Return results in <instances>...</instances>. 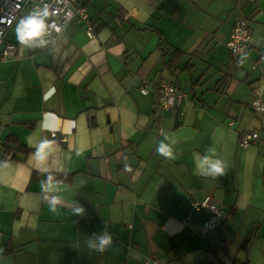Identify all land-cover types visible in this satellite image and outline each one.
I'll return each mask as SVG.
<instances>
[{"label": "crops", "instance_id": "crops-1", "mask_svg": "<svg viewBox=\"0 0 264 264\" xmlns=\"http://www.w3.org/2000/svg\"><path fill=\"white\" fill-rule=\"evenodd\" d=\"M79 5L94 38L75 20L45 46L25 47L15 31L25 14L6 36L24 57L0 62V139L15 137L13 158L0 162V264H264V115L252 107L264 101V0ZM238 19L251 40L234 57ZM166 81L186 96L179 113L160 105ZM245 132L259 140L242 147ZM165 136L171 158L156 151ZM211 147L223 175L197 168L194 154ZM50 177L61 182L57 213L56 193L41 187ZM208 197L223 222L202 235L208 213L194 205ZM76 200L84 217L72 213ZM105 224L114 244L90 251L85 242Z\"/></svg>", "mask_w": 264, "mask_h": 264}, {"label": "built area", "instance_id": "built-area-1", "mask_svg": "<svg viewBox=\"0 0 264 264\" xmlns=\"http://www.w3.org/2000/svg\"><path fill=\"white\" fill-rule=\"evenodd\" d=\"M80 0H0V61L7 59H21L24 57V49L6 39L7 33L15 22L22 15H29L36 9L43 10L48 6L50 11V23L53 25L51 34L48 37H56L64 32L69 23L78 20L84 23V28L89 38H94L95 33L93 23L90 18L88 8L79 5ZM56 28L60 31L57 32ZM251 40V28L245 19H238L233 27L230 40L227 43L231 55L241 57L246 54ZM148 87L142 88L144 95L148 94ZM159 102L163 109L170 112L179 113L186 96L169 81L162 82L158 86ZM252 107L255 111L264 115V101L256 97ZM56 137V134H54ZM259 140L257 132H245L241 136L240 145L244 148L256 143ZM3 141L0 139V151ZM197 211L208 213V219L200 229V233L205 235L209 230H215L222 225V207L216 201L208 197L203 202L195 204ZM142 264H161L156 259H147Z\"/></svg>", "mask_w": 264, "mask_h": 264}, {"label": "clouds", "instance_id": "clouds-1", "mask_svg": "<svg viewBox=\"0 0 264 264\" xmlns=\"http://www.w3.org/2000/svg\"><path fill=\"white\" fill-rule=\"evenodd\" d=\"M50 11L48 6H45L43 10L36 9L26 17L22 18L16 26V38L18 42L25 47H43L48 43L47 37L51 34L53 25L50 23ZM59 32L60 29L56 28ZM2 35V33H0ZM169 137L165 136L164 140H161L156 148L157 153L164 157L171 158L173 156L174 142L166 143ZM49 142L41 141L36 148L35 157L38 161H44L47 159L50 153L46 152ZM79 154V153H77ZM216 150L214 147L208 149L207 154L200 156L194 154V160L197 162V168L203 170V174L206 176L223 175L227 164L225 161L219 158H215ZM0 167H7V163L0 164ZM126 170L131 171V168L126 165ZM61 182H55L51 177L45 184L41 181V187L48 194L54 192L50 197L49 208L52 213L58 212V206L62 203V196L59 193L62 191ZM46 200L49 199L47 196ZM72 213L74 216L84 217L86 215V209L80 204L79 201H74L72 204ZM88 249L93 252H104L108 250L114 244L113 235L105 229L100 234H93L91 238L85 242ZM0 249V253H2Z\"/></svg>", "mask_w": 264, "mask_h": 264}, {"label": "trees", "instance_id": "trees-1", "mask_svg": "<svg viewBox=\"0 0 264 264\" xmlns=\"http://www.w3.org/2000/svg\"><path fill=\"white\" fill-rule=\"evenodd\" d=\"M174 53L179 54L180 52L175 51ZM11 142H15V137L9 138L5 143H3V147L0 151V162H6V161H9L11 158H13L11 155H12V150H13L12 145L14 144Z\"/></svg>", "mask_w": 264, "mask_h": 264}, {"label": "bare ground", "instance_id": "bare-ground-1", "mask_svg": "<svg viewBox=\"0 0 264 264\" xmlns=\"http://www.w3.org/2000/svg\"><path fill=\"white\" fill-rule=\"evenodd\" d=\"M0 62H2V61H0Z\"/></svg>", "mask_w": 264, "mask_h": 264}]
</instances>
